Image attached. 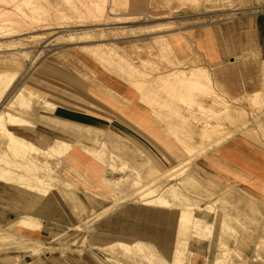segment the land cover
I'll list each match as a JSON object with an SVG mask.
<instances>
[{
  "label": "rangeland",
  "instance_id": "obj_1",
  "mask_svg": "<svg viewBox=\"0 0 264 264\" xmlns=\"http://www.w3.org/2000/svg\"><path fill=\"white\" fill-rule=\"evenodd\" d=\"M14 1L0 0V33L11 32L7 39L0 38V72L18 73L10 93L0 97V111L32 123L33 127L23 129L67 136L75 142L70 153L76 148L97 151L96 157L93 151L86 154L97 161L102 158L99 163L105 175L100 185H91L82 173L78 171L83 175L80 179L70 171L66 161L70 153L58 164L57 157L50 155L49 150H54L50 143L26 136L21 140L27 156L16 157L0 133V153H8L6 160L22 166L16 168L21 169L19 173L33 174L38 163L42 167L37 173L45 176L49 164L53 176L64 182L32 190L17 177L8 184L0 181V264H36L37 259L46 264L42 260L52 253L88 251L97 239L141 245L127 253L124 247L118 250L122 247L118 244L100 249L113 258L97 257L91 264H176L178 247L183 262L177 264H264V205L234 185L211 179L196 165L200 157L234 137L264 146V58L252 53L220 66L206 65L201 58L181 63L166 38L184 27L255 15L260 0ZM80 56L140 93L143 107L153 114L157 135L147 137L126 123L99 119L103 117L94 112L101 111L94 104L95 77ZM198 68H204L200 69L204 77L189 80L192 73H202ZM26 89L40 96L30 97L31 102L17 100L16 94ZM1 91L2 87L0 95ZM9 123L10 129L20 128ZM154 171L159 173L153 175ZM130 175L133 180L127 184L107 183ZM135 176L142 178V184L158 181L157 195L168 199L172 207L148 205L132 193ZM169 188L199 205L193 214L200 228L192 229L187 238L179 213L187 210L183 205L188 202L184 197L176 200ZM54 190L73 209L75 218L71 216L69 227L47 201ZM48 213L54 222L44 228L42 242L35 241L31 232L13 227L19 218L41 224Z\"/></svg>",
  "mask_w": 264,
  "mask_h": 264
},
{
  "label": "crops",
  "instance_id": "obj_2",
  "mask_svg": "<svg viewBox=\"0 0 264 264\" xmlns=\"http://www.w3.org/2000/svg\"><path fill=\"white\" fill-rule=\"evenodd\" d=\"M166 38L171 44L175 57L181 63L201 58L206 65L220 66L252 53L264 58V15L245 14L228 21L184 27L167 34ZM80 62L95 77L96 85L92 86L93 98L96 101L94 104L101 111L94 112L103 117L99 118L100 120L110 119L111 122L116 120L126 123L137 129L140 135L147 137L157 135L155 131L153 132L154 127L158 129L152 119L153 114L143 107L138 95L140 93H137L138 91L132 85L108 73L104 67L90 62L86 57L80 56ZM66 161L82 173L91 185L97 186L102 183L103 165L81 149L76 148L68 155ZM196 165L211 179L223 185H234L256 202L264 205V146L242 136L234 137L200 157ZM47 201L56 208L64 225L68 227L73 225L71 218V216L75 218L73 209L58 190L51 192L47 196ZM46 217L48 219L41 222L42 228L23 229L22 232L29 234L31 232L35 241H41L39 239L44 228H47L48 222H54L49 213ZM117 242L119 241L97 239L87 247L88 251L52 253L46 261L42 260V262L46 264H91L92 259H97V257L111 259L113 258L111 254L100 251V249L110 248ZM53 248L56 249V247ZM117 258L121 259L120 256ZM36 264L42 263L37 259Z\"/></svg>",
  "mask_w": 264,
  "mask_h": 264
},
{
  "label": "bare ground",
  "instance_id": "obj_3",
  "mask_svg": "<svg viewBox=\"0 0 264 264\" xmlns=\"http://www.w3.org/2000/svg\"><path fill=\"white\" fill-rule=\"evenodd\" d=\"M14 1V0H13ZM15 2V1H14ZM30 3V2H29ZM18 5V4H17ZM2 15V14H1ZM1 15H0V17H1ZM5 15V14H4ZM3 15V17H6V16H4ZM5 19V18H4ZM1 24V23H0ZM9 25V24H8ZM0 28H2V27H0ZM9 28V27H8ZM11 29H14V28H11ZM16 29V28H15ZM2 31V30H1ZM19 31V30H18ZM6 32H8V31H2L1 33H0V38L1 39H7L6 37H8L9 35H11V32H9V34H7ZM13 33H14V31H13ZM12 33V34H13ZM19 35V34H18ZM199 69V71H202V70H204V68H198ZM200 69H202V70H200ZM204 71H202V73H200V72H195V73H190L191 74V76H190V78H189V80H192V81H199L200 80V78H202V76L204 77V73H203ZM17 75H18V73H12V74H10V73H8V72H0V88L2 87L3 88V92H2V94L0 95V97L2 98V97H4V96H6V93L9 91V93H10V89L14 86V83H15V81H16V79H17ZM209 75H211V74H209ZM176 76V75H175ZM208 76V75H207ZM185 77V76H184ZM183 77V78H184ZM187 77V76H186ZM176 78H178V77H176ZM206 78V77H205ZM208 79V78H207ZM206 79V80H207ZM211 79V78H210ZM210 79L209 80H207V81H210ZM202 82V81H201ZM190 83H192V82H190ZM203 83V82H202ZM197 84V83H196ZM198 85V84H197ZM202 86V85H201ZM203 87V86H202ZM205 88V87H204ZM200 89H202L201 87H200ZM206 89V88H205ZM203 90V89H202ZM213 92V91H212ZM39 97L40 95H38V93H36V92H33L32 90H30V89H26V92H20L19 94L17 93L16 94V99L17 100H22V99H28V101H30V97ZM43 98V97H42ZM41 98V99H42ZM43 99H45V98H43ZM1 100V99H0ZM31 100H33V99H31ZM158 101V100H157ZM31 102V101H30ZM1 103V102H0ZM4 103V102H3ZM46 104H48V105H53L51 102H48V101H46L45 102ZM2 105H4V104H2ZM7 120L8 121H10V123L12 124V123H14V124H16V125H19L18 127H20V128H18V129H10V128H8L7 127ZM9 123V124H10ZM36 124H38V123H36ZM26 125H28V126H31V127H33L32 126V123L31 122H29L28 120H26V119H24V118H18L17 116H14V115H12L10 112H8L7 113V111L6 112H4L3 110L2 111H0V133H2L3 135H4V138H5V141H6V144H7V146H8V148H9V150L11 151V153L14 155V156H21L22 158H26V152H24L23 150L24 149H26V143L24 142V141H22L21 140V137H23V136H26V137H28L29 139H31V141L33 140L34 142H48V144L50 143L51 145H52V147L54 148V150L51 152V150H49L48 148H46V146L44 147L46 150L48 149L49 151H50V155H52V156H56L57 158H56V160H58V164H60L61 162H63L64 160H63V158H64V156H66V155H68L71 151H72V148L74 147V145H75V142L72 140V139H70V138H68L67 136H65V135H63V134H59V133H51V134H47V133H41L40 131H38V130H35V129H23L24 128V126H26ZM47 127V126H46ZM49 127V126H48ZM51 128V127H50ZM16 131H20V134H18V133H16ZM25 137V138H26ZM3 138V139H4ZM30 141V142H31ZM76 141V140H75ZM93 141V140H92ZM29 142V141H28ZM30 142H29V144H30ZM4 143V142H3ZM181 143V142H180ZM28 144V145H29ZM35 144H37V143H35ZM34 143H33V145H35ZM47 144V143H46ZM31 147H34V146H32V144L30 145ZM30 146H29V148H30ZM37 146H38V144L36 145V148H37ZM44 146V145H43ZM40 147V146H39ZM41 147H42V145H41ZM191 147V146H190ZM7 148V149H8ZM43 148V147H42ZM41 148V149H42ZM184 148V147H183ZM33 149V148H32ZM32 149H29V150H32ZM52 149V148H51ZM9 150H8V152H9ZM39 150V149H38ZM191 150V149H190ZM87 151V150H86ZM93 151V152H92ZM208 151V150H207ZM42 152H45V150L44 151H42ZM47 152V151H46ZM91 152L93 153V155L94 154H96L95 155V157L97 156V155H99V153L97 152V151H95V150H88V152H86V153H90L91 154ZM40 153V152H39ZM8 153H0V181H2V182H7V184L8 183H12V182H14V178L15 177H17V179L19 180V181H22V182H27V185H28V187H30V189H36V190H41V189H43L45 186H46V184H49L50 182L51 183H53L54 181H58V182H60L59 184H57V186H59L60 184H63L64 185V182H62V180H60L59 179V177L58 176H53V174H54V168H51L50 167V165L48 164H46V166H47V168H48V170H46L47 171V174L45 175V176H41V175H39L40 173H37L40 169H41V165L39 166L38 165V163L36 164V166L37 167H39V168H37V167H35L34 169H35V171H32L31 173H33V174H30V173H25L24 174V172L23 173H19L18 171H20L19 169H16V168H18L19 166H18V164H16L15 162V164H13V163H11L9 160H11V159H9V160H6L7 159V155ZM36 154H37V152H36ZM102 155V154H101ZM33 156V155H32ZM41 156V155H40ZM16 157H13V158H16ZM48 157V156H47ZM134 157V156H133ZM5 158V159H4ZM27 158H29V155H28V157ZM32 158H35V157H32ZM40 158V157H39ZM39 158L37 159V160H39ZM49 158V157H48ZM52 158V157H51ZM50 158V159H51ZM95 159H97V158H95ZM100 161L102 160V158H98ZM103 159H104V157H103ZM106 159V158H105ZM161 159V158H160ZM98 160V161H99ZM109 160V159H108ZM192 160V159H191ZM12 161V160H11ZM48 161V160H47ZM105 161H107V159L105 160ZM28 162V161H27ZM34 162V161H33ZM32 162V163H33ZM46 162V161H45ZM188 162V161H187ZM24 163V162H23ZM30 163V162H29ZM31 163V164H32ZM34 163H36V162H34ZM46 163H48V162H46ZM109 163V162H108ZM191 163V162H190ZM110 164V163H109ZM186 164V163H185ZM34 165V164H33ZM105 165V164H104ZM112 165V164H111ZM28 166V165H27ZM44 166V165H43ZM53 166V165H52ZM130 166V165H129ZM186 166V165H185ZM20 167H22V166H20ZM19 167V168H20ZM69 168H70V171L72 172V173H74V174H76L80 179L82 178V176L83 175H81L78 171H76V169L74 168V167H72V166H68ZM124 167V166H123ZM175 167V166H174ZM177 167V166H176ZM125 169V168H124ZM18 170V171H17ZM174 170V169H173ZM26 171V170H25ZM28 171H30V170H28ZM42 171V170H41ZM105 171V170H104ZM171 171H172V169H171ZM183 171V170H182ZM159 173V171H154L152 174L153 175H157ZM42 174V173H41ZM44 174V173H43ZM132 174V173H131ZM138 174V173H137ZM105 175V174H104ZM57 177H58V179H57ZM135 177H137V176H135ZM160 177V176H159ZM165 177V176H164ZM131 178V175H130V177H126V176H124V177H122V178H120V179H118V181H111V180H107V183L108 182H110L111 183V185L112 184H114V185H116V184H118V185H120L119 183L120 182H126V181H129L128 179H130ZM161 178V177H160ZM132 179V178H131ZM130 179V180H131ZM142 179V178H141ZM141 179H139L138 177H137V179H135L134 181H133V183H131V184H133L132 186H134V188H136L135 189V191L134 192H132V193H134L135 195H139V196H141L144 200H146V204H148V205H155V206H158V208H162V209H169L170 207H172V203L168 200V199H166V198H164V197H162V196H160V195H157L158 194V189L156 188V186H157V183H158V181L156 182L155 180H152L151 182H149L148 184H142L143 182H142V180ZM133 180V179H132ZM132 182V181H131ZM29 183V184H28ZM50 183V184H51ZM126 184H127V182H126ZM111 185H110V187H111ZM50 186V185H49ZM131 186V185H130ZM128 187V186H127ZM160 187V186H159ZM168 187V186H167ZM170 187V186H169ZM112 188H115V187H112ZM132 188V187H131ZM176 188V187H175ZM68 189H70V188H68ZM117 189H119V188H117ZM170 190H169V193H171L172 195H173V197L176 199V200H180L181 201V199H183V197H184V202L186 201V202H188V203H186V204H184L183 206H187L188 208H187V210H183V211H181L179 214V221H180V223L181 224H183L184 225V227H185V231H184V236L187 238V237H189V233H191L190 231L192 230V229H198L199 230V228H200V221L197 219V218H195V216H194V211L196 210V207H198L199 205L198 204H190L189 202H190V200L188 199V198H186V196H184L183 194H181V192H178L176 189H171V188H169ZM112 190H114V189H112ZM165 191L167 190V189H164ZM68 191H70V190H68ZM184 191V190H183ZM71 192V191H70ZM113 192V191H112ZM164 192V191H163ZM234 192V191H233ZM236 192V191H235ZM130 195V194H129ZM162 195V194H161ZM170 195V194H169ZM240 195H242V194H240ZM171 197V196H170ZM175 200V201H176ZM233 200H235V199H233ZM232 200V201H233ZM249 200H250V198H249ZM251 200H252V198H251ZM253 201V200H252ZM176 203H177V201H176ZM254 203H255V201H254ZM174 204H175V202H174ZM176 205V204H175ZM181 206H182V204H181ZM184 208V207H183ZM182 208V209H183ZM199 209V208H198ZM207 209H208V207H207ZM211 212V211H210ZM223 216V215H222ZM225 219V218H224ZM216 221V220H215ZM13 222H15L14 223V226L13 227H20V228H23V229H28V230H36V229H38V228H40L41 227V224L39 223V222H37V221H34V220H31V219H28V218H19V219H17V220H15V221H13ZM209 226V225H208ZM207 227V226H206ZM205 227V228H206ZM228 226H226V228H227ZM42 228V227H41ZM254 228V227H253ZM202 229V228H201ZM208 229H209V227H208ZM94 230V229H93ZM228 230V229H227ZM181 231V230H180ZM206 231V230H205ZM208 231V230H207ZM183 232V231H182ZM228 232V231H227ZM210 233V232H209ZM86 239V238H85ZM184 239V238H183ZM261 239V238H260ZM185 241H187V239L185 240ZM263 242V241H262ZM116 243V242H115ZM176 243V242H175ZM117 244L118 245H121L122 247H120V248H118V250L120 249V251H121V249L124 247V249H122L124 252H126L127 253V251L129 250L130 251V249L132 250V248L134 247V245H136L137 244V246H138V248H139V246L141 245L140 243H136V244H134V245H128V244H126V243H124V242H117ZM182 244V243H181ZM184 244H186V243H184ZM143 246V245H142ZM176 246H177V244H176ZM184 246V245H183ZM186 246H187V244H186ZM114 248H115V246H114ZM138 248H136V249H138ZM176 248V247H175ZM185 248V247H184ZM106 249V248H105ZM108 249V248H107ZM110 249H111V247H110ZM136 249H134V250H136ZM182 249V248H181ZM122 251V252H123ZM128 251V252H129ZM138 251V250H137ZM141 251L142 250H140L139 251V253H141ZM180 249H179V247L177 248V250L175 251V259L173 260V261H175V262H177V263H182L183 262V259H180L181 257H180ZM132 252V251H131ZM136 252V251H135ZM126 253H124V254H126ZM123 254V255H124ZM128 254H130V253H128ZM133 254H134V252H133ZM138 254V253H137ZM145 255H147V254H145ZM139 256H141V255H139ZM128 257H129V255H128ZM225 257V256H224ZM149 258V257H148ZM157 261V260H156ZM163 261V260H162ZM221 261H223V260H221ZM225 261V260H224ZM157 263V262H156ZM164 263H167V262H164ZM176 263V264H177ZM158 264H163V262L161 263H158ZM217 264V263H216ZM229 264V263H228Z\"/></svg>",
  "mask_w": 264,
  "mask_h": 264
},
{
  "label": "built area",
  "instance_id": "obj_4",
  "mask_svg": "<svg viewBox=\"0 0 264 264\" xmlns=\"http://www.w3.org/2000/svg\"><path fill=\"white\" fill-rule=\"evenodd\" d=\"M255 15H264V0H260V3L257 5Z\"/></svg>",
  "mask_w": 264,
  "mask_h": 264
}]
</instances>
